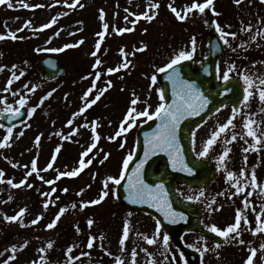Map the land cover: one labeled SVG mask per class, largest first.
I'll return each mask as SVG.
<instances>
[{
  "label": "rangeland",
  "instance_id": "rangeland-1",
  "mask_svg": "<svg viewBox=\"0 0 264 264\" xmlns=\"http://www.w3.org/2000/svg\"><path fill=\"white\" fill-rule=\"evenodd\" d=\"M192 2L79 0L84 5L82 8L79 5L68 7L73 0H67V3L64 0L59 3L57 0H6L0 4V35L6 36L0 40V143L8 129L1 122L3 110L9 108L11 111L23 106L28 108L29 114L26 121L13 128L10 146L0 148V264H116L117 259L123 260L124 264H132L133 249L137 253L136 264H153V261L155 264H185L186 259L169 235V244L165 248L163 235L166 233L161 230L157 236L154 218L139 212L130 214L124 205L115 200L116 183L108 177L119 179L124 171V161L129 157L124 158V153L127 151L129 155L133 151L135 130L148 119L134 114L132 127L116 136L129 110L135 107L137 113L145 109L153 113L162 102L159 84L151 77L155 75L157 78L158 69L168 64L180 51H190L193 36L197 46L192 60L196 63L202 61L208 52L209 28L216 31L217 22L226 32L237 33L235 38L227 37L229 45L218 60L219 80H223L226 73L241 77L246 89L248 85L243 77L247 75L254 82L250 89L254 95L248 102L243 100L234 118L232 107L225 105L193 132L194 152L199 157L197 153L202 151L211 133L233 118V125L221 135L206 156L217 167L215 181L201 188L179 183L176 190L183 199L194 197L189 201L203 207L202 225L209 231L213 224L221 229L233 224L237 209H242L241 234L235 240L224 239L219 248L215 247L216 242L194 231L183 234L182 239L186 246L199 253L200 264H245L252 248L257 249L253 264H264V249L260 248L264 244V232L253 234L258 227L256 216L264 205V191H261L264 189V102L259 100V90L264 88L260 84V80L264 79V36L256 35L258 30L264 31L261 28L264 24V2L242 0L237 5L234 0H214L219 15L206 9L203 14L198 11L189 13L183 21L169 8L171 4L183 15L186 6ZM9 3L12 7L8 6ZM153 3H158L159 8L150 9ZM146 11L150 15L155 12L154 19L148 21L141 16L137 20V16ZM53 18L56 19L55 24L41 28ZM133 20H136L133 31L118 33L117 29L133 28ZM105 23L109 28L101 39L98 34L105 31ZM248 24L253 25L252 29L242 31V27ZM12 33L17 39H11ZM254 35L255 40L251 39ZM81 40L83 43L78 44ZM97 44H100L99 49ZM65 45L78 46L65 48ZM143 45L147 48L139 51ZM50 48L64 50H44ZM93 52H96L95 56ZM125 54L131 61L129 66L108 73L109 68H116L125 62ZM49 55L57 57L66 68L62 77L50 82L44 79L42 68L33 65L36 60ZM97 60L101 61L98 66ZM230 67L232 71L228 72ZM9 80H12L11 85ZM108 81L112 82L111 87H108ZM90 88L92 92L85 99V93ZM105 88L107 91L94 105L75 115ZM49 92L52 95L41 104V99ZM135 98H138V103L132 105L131 101ZM21 100L25 101L23 105ZM32 108H36L34 113ZM249 119L255 121L252 127L260 138L259 143L256 138L247 135L244 125ZM69 120L73 121L71 125ZM232 135H236L237 139L225 144V140H231ZM37 136H40L39 145L35 143ZM97 136L98 141L95 139ZM93 142L96 147L84 157L82 154ZM226 146L232 151L225 161L226 167H222L218 157ZM57 147H60L59 153L55 151ZM245 148L249 151L244 152ZM81 159L86 164L91 159V163L77 176L59 175L78 168ZM33 160L36 161L37 172L27 176ZM49 163H52V168L47 167ZM253 169L259 185L256 188L251 184ZM242 170L243 176L240 175ZM228 171L237 174L240 186H246L244 193L233 195L236 181L227 179ZM25 179V185L19 188L12 186ZM9 180L12 184L8 183ZM48 180L54 183H46ZM65 188L67 192L63 191ZM104 191L108 195L100 203L83 206L82 202L99 199ZM201 191L203 196H200ZM248 192L252 195L248 196ZM45 193L48 195L45 196ZM198 196L199 199H195ZM245 197L249 201L247 209L244 208ZM62 207L67 211L54 228L48 229L47 224ZM21 209H26V212L17 221L5 219V216L17 215ZM39 216L42 219L32 224ZM89 219L94 221L91 227L87 223ZM261 221L264 222V217ZM126 223L129 237L121 245ZM154 236L157 243L148 244L145 237ZM92 237L96 239L89 247ZM240 240L244 243H239ZM49 243H52L51 248ZM205 247L207 251H204ZM42 248L43 252L40 251Z\"/></svg>",
  "mask_w": 264,
  "mask_h": 264
},
{
  "label": "snow or ice",
  "instance_id": "snow-or-ice-1",
  "mask_svg": "<svg viewBox=\"0 0 264 264\" xmlns=\"http://www.w3.org/2000/svg\"><path fill=\"white\" fill-rule=\"evenodd\" d=\"M6 2V0H0V4H4ZM60 0H57V3H59ZM65 3H67V0H64ZM234 2L239 5L241 4L242 0H234ZM262 2H264V0H262ZM77 5H79V7H84L83 4L79 3V0H73L72 4H69L68 7L70 8H75ZM9 7H12L11 3L8 4ZM26 7L28 5H25ZM36 7V6H34ZM150 9H157L159 8V4L158 3H153L149 6ZM169 8L171 9V11L177 16L178 19L180 20H185L188 17L189 13H193L194 11H198L199 13L203 14L205 13L206 9H210L214 15H219V13L216 12L215 7H214V0H203V2H197V0H193V2L191 3L190 6H186L185 10H184V14L182 15L181 12L179 10H177V8L173 7L171 4L169 5ZM156 13L153 12L151 15L149 14L148 11L140 14V16H137V20L141 18V16L148 20L151 21L154 19ZM104 18V12L101 9V19ZM125 19H127V17H125ZM31 22L29 21L28 24H30ZM56 23V19L53 18V20L49 23V24H44L41 26L42 29L44 28H48L51 26V24H55ZM136 20L132 21L133 24V28H120L117 29L119 34H123L124 32H131L134 30V26H135ZM205 23H207V21H205ZM28 24L25 25V27L28 26ZM104 30L100 32L98 35L101 37V39H103V37L106 34V31L109 28V25L107 23L104 24ZM216 31L219 32L220 37L223 38V43L225 45H229V40L227 39V37L231 36L232 38H235L237 36V33L235 32H226L221 25L217 22L216 25ZM253 25L248 24L246 26L242 27V31H250L252 29ZM261 28H264V24L261 25ZM23 29H20L19 31H22ZM146 31V29H145ZM59 33H57L58 35ZM256 35H262L264 36V31H260L258 30ZM6 36L4 35H0V40L5 39ZM22 38V37H21ZM11 39H17V36L15 33L11 34ZM251 39L255 40L256 36H252ZM79 43H83V41H79ZM73 46H78V45H65V48L68 47H73ZM196 46H197V41L195 36L192 37L191 39V50L190 51H180L177 55H175L168 64H166L164 67H161L158 69L159 72H166L169 69H171L172 71L169 73L168 75V79L172 80L174 84H179V89L175 91V94L177 95L178 99L173 101V103L171 105H166L165 103H160L159 106L155 109V112L153 113H149L147 109H145L144 111L141 112H136L135 107H132L126 117V121L122 122L121 126H120V130L116 133V136H120L122 133L126 132L129 130V128L132 127V125L134 124L135 121V116H144L147 117L149 120H151L153 118V116L159 117L161 119V125L158 129V131L156 133H154L152 135V138L148 141L149 143V150L145 152V158L143 160H140V162L136 165V168L133 170L134 172V177H135V182H131L130 181V189H132V200L133 203H151L153 207H158L160 208V210L164 213V216L166 219H168L171 223H176L177 222V218L183 220L186 219L185 215L183 212H178L175 209H173L171 207V203L167 198V191L164 187L163 183L157 184L155 186V188H153L152 185H148L144 182L143 180V168L144 165L148 162V160L150 159V154L151 155H155L157 151H161V152H167L168 155L171 157L172 159V166L173 168H176L177 165L179 164V170L180 171H184V172H188V173H193L195 171V165L193 166H189L184 159L183 156V151H182V147L179 143V137H178V132L180 129V125H181V121L184 120L187 116H193V115H199V113L201 111H203L207 105L210 103L208 97L206 95H204V92L201 91L196 83L194 81H189V80H185L183 79L180 69L178 67H176L177 65H179L182 61H188V60H192L193 55L196 52ZM217 47H219V45H217ZM96 48L99 49L100 48V44L96 45ZM147 48V45H143V47L141 49H138L139 51H143ZM45 51H50V52H59V51H63L64 49L62 48H50V49H44ZM37 51H40V49H37ZM121 52L123 53L124 50L121 49ZM92 55H96V52H93ZM134 55V53H133ZM101 61L97 60L96 61V65H100ZM131 63V61L127 60V54H125V62L119 66H117L116 68H109L107 71L108 73H113V72H118L121 68H127L129 66V64ZM15 67V66H13ZM2 70V69H0ZM232 68L230 67L228 69V72H231ZM21 75H23V73L21 72ZM17 79L19 77H16ZM99 78V73L97 74V79ZM152 81L155 82L156 80V76L153 75L151 77ZM230 76L226 73L223 76V80L224 81H229ZM244 81L246 82V84L248 85V87L245 89L246 95L244 96V101L248 102L250 97H252L254 95L253 91H251L250 89H252L253 87V80L245 75L243 77ZM12 80L8 81V84L11 85ZM260 84L264 85V79L260 80ZM112 86V82L108 81V87ZM27 87V86H26ZM95 87V84H93V88ZM7 91V89H5ZM55 91V90H53ZM107 91V88H105L103 91H100L99 94L95 95V97L93 99H91L86 105L85 107H82L78 113H76L75 115H80L82 113H84L86 111L87 108L91 107L92 105H94L99 99L100 97L103 95V92ZM225 91H231V89H225ZM92 92V88H90L88 90L87 93H85V99L88 97L89 93ZM52 95V92H49L47 94V96L43 97L41 99V104L43 103V101L45 99H47L48 97H50ZM160 100L163 101L164 100V94H163V90H161L160 92ZM259 100L264 102V88H261L259 90ZM25 101L21 100L20 103L21 105L24 104ZM132 105H136L138 103V98H135L131 101ZM4 112H9L10 109L9 108H5L3 110ZM33 113L36 111V108H32L31 110ZM217 111H219V109H217ZM21 113L19 111V109H15L14 110V115L19 116ZM135 114V116H134ZM235 117V110L233 111V118ZM233 118H230L226 123L221 124L218 128V130L213 131L210 135V138L206 141V143L204 144V147L202 149V151L198 152L197 155L199 157H206L209 154V151L212 149L213 145H215L218 141V139L221 137L222 134H225L228 129L230 128V126L233 125ZM73 123L72 120L68 121V124L71 125ZM125 123H127V127H125ZM255 123V121L249 119L248 122L244 125V127L247 129V135L250 137H254L257 139V142L259 143V137H257V133L256 131L253 129V124ZM93 131H95V129H93ZM12 132L13 129L11 127H9L7 129V135L4 136L3 138V142L0 143V148H4V147H8L10 146L9 141L12 138ZM23 133H21L22 135ZM193 137L195 136V133L192 134ZM97 141L99 140V136H97L95 138ZM110 139H115V137H110ZM237 139L236 135H232L231 140H225V144H230L232 141H235ZM40 142V136L36 137V141L35 143L37 145H39ZM96 147V143L93 142L90 147L82 154L84 157H87L89 155V153L92 151L93 148ZM121 147H123V144H121ZM255 150V149H254ZM57 153L60 152V147H57L55 150ZM232 151V149L230 147H225L222 154L218 157L219 161L221 162V166L222 167H226L225 165V161L228 159L229 157V153ZM244 152H248L249 149L245 148L243 149ZM105 159H107V156H105ZM132 159L131 154L129 155V157L127 159H125L124 161V169L127 170L128 169V165L130 160ZM245 161H247V156L244 157ZM55 160V156L53 157V161ZM91 163V159L88 160L87 164ZM87 164L84 162L83 159H81V161L79 162V167L72 170V171H65V172H61L59 173L60 176H66V177H75L77 176L85 167H87ZM52 163L48 164V168H52ZM33 172H37V165H36V161L33 160L31 163V171L27 173V176H31ZM241 176L244 175L243 170L240 174ZM123 178V173L121 174L120 179ZM41 180H43V177H40ZM120 179H115L113 177H108V180H114L116 184L120 183ZM227 179L229 181H236V192L233 193V195H238L240 193H244L246 191V186H240L239 183V179L237 178V174L233 171H228L227 172ZM8 183L12 184V181L9 180ZM26 183V179L25 180H21L19 183L13 184V187H21L22 185H25ZM46 183L48 184H53L54 181L52 180H48L46 181ZM251 184L253 186V188L259 187V185L257 184V176L255 173V170L253 169L251 172ZM28 187H32L31 184L27 185ZM53 191H55V189H53ZM63 191L67 192L68 189L65 188L63 189ZM261 191H264V189H261ZM45 196H47L48 194L45 193ZM108 195L107 191H104L102 193V195L99 197V199H94L88 202H82L84 207H87L89 204H98L100 203L106 196ZM204 192L201 191L200 192V196H203ZM252 193L248 192V196H251ZM9 199H11V197H9ZM188 200H192L194 199V197L189 196L187 198ZM195 199H199L198 197H195ZM45 208L48 207V204L45 203L44 205ZM73 207H76L75 204H73ZM211 208V205L209 206ZM223 207V206H221ZM249 207V201L247 199V197H245L244 200V208L247 209ZM213 210H217V209H213ZM67 211V208L62 207L59 210V213L56 215V217L52 220V222L47 224V228L48 229H52L56 226L57 222L60 220L61 216L64 215V213ZM253 211H255V209L253 208ZM26 212V209H21L20 212L15 215V216H5V219L7 221H17L18 219H20V217L23 216V214ZM244 215L243 210L242 209H237V214L235 216V222L233 224L228 225L226 228H219L217 225L213 224L211 225V231L216 233L217 235L223 237L225 239V241H229V239L231 240H235L237 237L240 236L241 234V221H242V216ZM261 217H264V205H262L261 207V211L260 213L256 216V221L258 223V227H256L254 229L253 234L256 233H260V232H264V222L261 221ZM42 219V216L37 217L36 219H34L31 223L32 224H37L39 222V220ZM88 226L91 227L94 223V221L92 219H89L87 221ZM245 223H247L246 217H245ZM161 223L159 221H157V227H156V234L157 236L160 235L161 232ZM234 234V235H233ZM129 237V227L128 224L126 223L123 229V235H122V239L120 240V244L124 245L125 241L128 239ZM95 237H92L89 240V247H92L93 241L95 240ZM145 239L147 240V243L152 245V244H156L157 243V238L154 237H145ZM169 240L170 237L165 234L163 235V244L165 246V248L167 249V246L169 244ZM239 243L243 244L244 241L240 240ZM48 247L51 248L52 247V243L48 244ZM216 248L220 247V244L217 243L215 245ZM261 249H264V244L260 245ZM13 252L16 251L15 246H13ZM207 247H205L204 251H207ZM41 252L44 251V249H40ZM72 249L69 248L68 252L71 253ZM146 251V250H145ZM257 254V249L256 248H252L251 249V253L248 256L245 264H253V259ZM136 251L135 249H133L132 251V264H136ZM182 255V254H181ZM116 264H124L123 260L121 259H117ZM153 264H155V262L153 261ZM185 264H187V262L185 261Z\"/></svg>",
  "mask_w": 264,
  "mask_h": 264
},
{
  "label": "water",
  "instance_id": "water-1",
  "mask_svg": "<svg viewBox=\"0 0 264 264\" xmlns=\"http://www.w3.org/2000/svg\"><path fill=\"white\" fill-rule=\"evenodd\" d=\"M219 45V47H217ZM224 50L221 39L215 32L209 34V53L206 59L198 66H194L193 62L183 61L176 67L180 69L183 79L194 81L197 87L204 92L210 101L207 107L199 113V115L187 116L181 121L180 129L178 132L179 143L182 147L183 156L185 162L189 160L195 165V171L188 173L179 170V164L176 168L172 166V159L167 152L157 151L155 155L150 154V159L144 165L143 168V180L146 184L152 185L153 188L157 184L163 183L167 191V198L171 203V207L178 212H183L186 219L177 218L176 223H171L165 218L164 213L158 207H153L151 203H133L132 200V189H130V181L135 182L133 170L136 165L145 158V152L149 150L148 141L151 137H146L144 145L145 150H142V138L141 134L145 131V126L141 128L138 135L139 149L136 153L134 160L132 161L125 179L120 183L117 196L121 202L128 205L130 210H145L155 215L161 225L167 232L172 233L175 236L177 245L184 251L185 255L192 264H198L197 256L194 252L187 250L181 242V234L190 230H197L205 236L215 238L211 234L207 233L201 228L200 225V214L201 209L198 205L183 201L174 189V183L180 181L190 186H203L207 183L212 182L215 179V170L211 167L210 163L206 160H196L193 157L191 149V132L199 126L208 115L216 111L223 104L231 102L237 109L240 105L241 100L244 97V91L242 85L237 79H230L222 84L218 83L217 78V59ZM47 70H51L48 77L54 78L65 72V69L57 66L53 60H46L43 63ZM172 70L169 69L166 72H161L158 77V81L161 83V87L166 100V105H171L173 101L177 100L178 97L175 91L179 89V84H174L172 80L167 77ZM225 89H231V91H225ZM20 115L16 116L14 113L10 114L13 122L12 125L23 119V113L20 111ZM159 163H162V168L156 173V167ZM217 239V238H215ZM218 240V239H217Z\"/></svg>",
  "mask_w": 264,
  "mask_h": 264
}]
</instances>
